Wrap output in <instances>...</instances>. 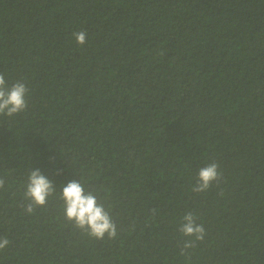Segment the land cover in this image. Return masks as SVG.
<instances>
[{
    "label": "trees",
    "instance_id": "1",
    "mask_svg": "<svg viewBox=\"0 0 264 264\" xmlns=\"http://www.w3.org/2000/svg\"><path fill=\"white\" fill-rule=\"evenodd\" d=\"M0 73L28 89L0 114V264H264V0H0ZM35 169L54 193L28 213ZM72 180L115 238L65 219Z\"/></svg>",
    "mask_w": 264,
    "mask_h": 264
},
{
    "label": "clouds",
    "instance_id": "2",
    "mask_svg": "<svg viewBox=\"0 0 264 264\" xmlns=\"http://www.w3.org/2000/svg\"><path fill=\"white\" fill-rule=\"evenodd\" d=\"M76 42L83 45L86 42V33L79 31L74 33ZM28 89L22 81H16L10 87L6 86L4 74L0 73V114L8 117L23 112L27 108L26 94ZM222 173L216 162L202 167L198 171L197 183L193 186L194 192L206 191L213 181L219 183ZM4 188V180L0 178V189ZM54 193V186L39 169H35L28 175V180L24 190V196L29 199L25 205L28 213L34 211V206H44L48 202L49 196ZM223 194V193H221ZM59 199L63 201L65 219L72 222L76 228L81 229L89 237L103 239L105 235L109 238L117 236L116 223L113 221L110 211L105 208L93 191L85 192L84 185L76 180L68 182L59 193ZM180 232L184 236L194 237L195 241H203L206 230L202 223L197 224V216L192 212L183 215ZM7 238L0 239V250L8 245ZM194 246L193 240L184 243L181 255H185L184 249Z\"/></svg>",
    "mask_w": 264,
    "mask_h": 264
}]
</instances>
